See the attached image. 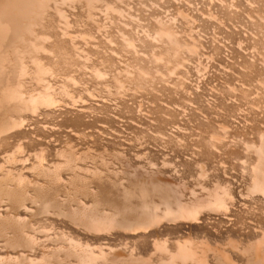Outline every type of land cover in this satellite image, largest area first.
Listing matches in <instances>:
<instances>
[{
	"label": "bare ground",
	"instance_id": "6f19581e",
	"mask_svg": "<svg viewBox=\"0 0 264 264\" xmlns=\"http://www.w3.org/2000/svg\"><path fill=\"white\" fill-rule=\"evenodd\" d=\"M0 264H264V0H0Z\"/></svg>",
	"mask_w": 264,
	"mask_h": 264
}]
</instances>
